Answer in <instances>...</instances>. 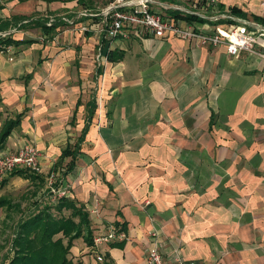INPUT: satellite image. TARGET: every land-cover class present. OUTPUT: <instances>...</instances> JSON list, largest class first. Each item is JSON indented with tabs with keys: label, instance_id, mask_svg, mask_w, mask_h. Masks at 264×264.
<instances>
[{
	"label": "crops",
	"instance_id": "1",
	"mask_svg": "<svg viewBox=\"0 0 264 264\" xmlns=\"http://www.w3.org/2000/svg\"><path fill=\"white\" fill-rule=\"evenodd\" d=\"M97 1L0 0V25L35 17V5L47 21L89 23L71 7L98 13L113 0ZM149 8L200 32L235 19L264 27V0H151ZM32 28L2 33L21 43L13 60L0 54V132L19 116L3 151L37 146L43 173L7 181L33 189L31 200L38 194L35 212L55 171L94 235L110 227L126 235L96 248L74 240V264H148L154 232L171 264L175 254L195 264H264V59L166 36L98 39L92 30L45 43L30 38ZM111 51L120 53L108 61ZM67 146L73 161L59 158Z\"/></svg>",
	"mask_w": 264,
	"mask_h": 264
},
{
	"label": "built area",
	"instance_id": "2",
	"mask_svg": "<svg viewBox=\"0 0 264 264\" xmlns=\"http://www.w3.org/2000/svg\"><path fill=\"white\" fill-rule=\"evenodd\" d=\"M151 0H113L108 6L98 13H79L80 17H88L99 20L98 23H90L89 27L81 25L84 31H94L98 39L128 37L130 35L138 38L153 37L163 38L172 37L195 43L198 46H224L226 52L231 56H239L241 53H255L264 59V27L254 20L235 19L234 23L227 29L217 31L200 32L195 30L193 25H181L179 20L151 11L149 2ZM63 20L69 24L72 20L65 17ZM54 21L50 17L47 25ZM10 46L3 48L0 53L9 49ZM25 170L33 175L43 173V163L41 151L37 146L23 143L21 148L12 151H0V183L3 182L13 171ZM45 194L43 198L48 204H57L60 198L69 197V185L62 186L59 174L55 171L46 173ZM97 208L91 209L90 213L95 214ZM126 237L123 231L109 228L105 233L96 234L93 237V248L97 245L122 241ZM150 246L147 249L148 264H171L164 258L163 244L159 240V235H151ZM100 260V256H97ZM173 264H195L186 261L179 255L173 256Z\"/></svg>",
	"mask_w": 264,
	"mask_h": 264
},
{
	"label": "trees",
	"instance_id": "3",
	"mask_svg": "<svg viewBox=\"0 0 264 264\" xmlns=\"http://www.w3.org/2000/svg\"><path fill=\"white\" fill-rule=\"evenodd\" d=\"M233 11L234 14L237 12L236 9ZM23 20L25 22H22ZM12 22L7 20L3 25H0V52L7 46L21 43L19 40L15 41L9 34L2 35L9 26L38 28L43 36L48 37L56 30V27L65 24L62 20H55L47 25L45 18L31 17L30 19L24 16H17L12 19ZM118 53L120 52H108L107 60L113 61V55ZM92 111L89 112L90 116ZM19 119L20 117L17 116L15 120L5 123L0 132V151L4 150L6 138L11 133L10 131L18 125ZM73 149L69 146L65 147L59 158L70 156L73 161L75 150ZM25 173H27L25 170L13 171L8 176H21ZM6 181L7 179L3 180L1 184L4 185ZM41 181L43 182V179ZM12 206L11 201L0 197V208H12ZM93 236L90 217L84 206L81 203H76L72 198H60L57 204L44 203L37 211L21 218L16 225L10 250L1 264H73V261L68 257L72 241L82 238L88 246H91Z\"/></svg>",
	"mask_w": 264,
	"mask_h": 264
},
{
	"label": "rangeland",
	"instance_id": "4",
	"mask_svg": "<svg viewBox=\"0 0 264 264\" xmlns=\"http://www.w3.org/2000/svg\"><path fill=\"white\" fill-rule=\"evenodd\" d=\"M89 1H90L89 5H91V6L92 5L98 6L99 5V1H97L98 3H95V0H89ZM91 1L93 2V4L91 3ZM81 7H82V9L80 10L79 8H81ZM85 7H87V4H84V5L77 4L75 6H72L71 9L75 10V8H77V9H79L80 13H86L87 10H85ZM30 11L31 12L28 13V15L32 14V15H35V17H41L39 14H43V15L46 14L44 11H38L36 5L33 6V9H31ZM69 19L72 20L73 23L69 24L63 20L66 24L61 25V28H59V30L53 31V33L48 35V37L43 36L39 29L36 30V29L32 28V29H30L31 33H32V35H30V38L34 37L35 40H37L39 42H45V43H47V42L51 43V41H53L57 44L62 39V37H60L58 35L61 32L65 31L64 32L65 35H66V33H68L69 35L75 34L76 32L85 33L87 31H84V29L81 28V25L85 24L89 27L90 23H93V22L98 23L99 22V20H96V19H92L89 23H85V21H80V19L78 20L76 17L75 18H69ZM88 32H90V31H88ZM92 32H94V31H92ZM94 34L96 35L95 32H94ZM49 36H51V37H49ZM0 54H2V55L6 54L9 56V59L13 60L12 56L14 54V51L12 50V46H10V48L7 49V51L0 53ZM8 177L9 176L7 175V178ZM9 180L10 179H8V181L5 185H2L0 183V197L11 201V203L13 204L12 208H10V207L0 208V264H1V261L4 259V257L7 255V253L10 250L11 241H12V238L14 237V231H15L17 223L21 220V218L23 216H26L29 213L33 212V211H31V207H30L31 202L33 200L37 199V195H38V194L36 195L35 199L31 200V193H32L33 189H31V188L27 189V187L23 186V184L10 183ZM41 189L43 190V187H41ZM38 190H39L38 192L42 191L40 189H38ZM44 194H42V196H44ZM41 200L43 202L46 201L44 198ZM18 206H20V208ZM74 240H77V239H74ZM73 241H72V244H73ZM68 257L71 259L70 251H69ZM73 264H74V262H73Z\"/></svg>",
	"mask_w": 264,
	"mask_h": 264
}]
</instances>
